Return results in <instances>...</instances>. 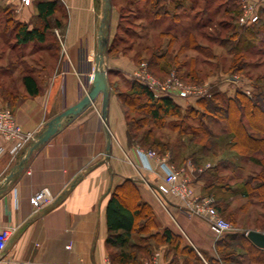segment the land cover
Masks as SVG:
<instances>
[{
	"label": "crops",
	"instance_id": "obj_1",
	"mask_svg": "<svg viewBox=\"0 0 264 264\" xmlns=\"http://www.w3.org/2000/svg\"><path fill=\"white\" fill-rule=\"evenodd\" d=\"M8 3L15 18L32 28L37 17L36 0L29 6H22L20 0ZM98 10L99 0H59L57 12L63 11L65 24L51 26L49 35L53 42L48 36L43 43L15 47H33L36 52L48 53L49 58L31 60L37 67L32 72L17 74L14 66L0 69V84L13 93L6 103L0 96V105H10L23 132L31 133L26 142L6 140L0 134V229L17 228L0 256L2 264H107V204L113 190L129 179L137 188V196L130 200L131 204L127 203L129 207L147 203L155 220L151 231L162 234L169 229L180 239L179 250L172 242L154 244V252L161 253L162 264H185V247L194 250L203 264H222L216 244L237 230L218 236L205 218L186 211L183 200L158 197L151 191L149 185L154 188L163 172L145 168L144 157L128 143L124 111L112 91L106 121L102 118L100 94L94 104L79 114L63 118L58 132L30 154L7 187L2 185L47 123L88 92L85 87L97 53ZM55 47L59 53L56 58L52 56ZM106 67L109 73L113 70L127 79L135 69L133 62L122 56L106 62ZM27 73L38 82L40 91L36 95H30L25 87L23 77ZM174 101L179 106L186 103L182 98ZM194 186L198 193L206 194V183L200 174H196ZM41 190H48L55 199L35 211L30 198Z\"/></svg>",
	"mask_w": 264,
	"mask_h": 264
},
{
	"label": "trees",
	"instance_id": "obj_2",
	"mask_svg": "<svg viewBox=\"0 0 264 264\" xmlns=\"http://www.w3.org/2000/svg\"><path fill=\"white\" fill-rule=\"evenodd\" d=\"M139 1L143 2L144 6L139 9V12L134 13L135 16H140V18L149 21L150 25L147 28L151 26L159 27V37L169 39L167 48L163 49V46L160 45L153 51L148 60L151 69L158 68L163 73L165 70L162 61L167 59L172 41L182 38L181 49L186 47L192 49L201 48L197 44V37L194 31H199L212 25L213 18L208 13L214 8L213 2H218V0H203L202 21L199 20L200 15H195L193 24L183 27L180 33L181 28L179 27L181 26L173 25L161 28V24L164 25L169 17L177 23L180 18L189 16L194 8L193 6H196L197 3L199 4L201 0H191L192 5L189 8L184 5L183 0ZM210 1H212L211 4L209 3ZM219 1H221V4L217 9L215 8L214 13L221 11V14L225 15L226 21L220 24L222 37L219 40V44L224 46L235 39H239L242 34L240 32L241 29L238 27L240 4L238 0ZM58 3L59 0H36L37 17L35 20L40 21L41 24H34L32 28L29 27V23L21 22L9 13L8 21L12 22L13 26L11 30L15 39L12 49L31 42H45L48 39L51 28L50 18L56 15ZM171 3L174 4L173 7L170 6ZM133 4L134 2L131 1L130 5ZM260 14V19L254 23V25H259L251 28L254 36H260L264 32V9L261 10ZM203 19H206L208 22L203 21ZM226 31L228 32L227 36H224ZM256 47L254 44H248L245 49L237 51V47L230 46L229 49L232 52L235 51L230 66L231 70L239 72L245 67L250 66L251 63L247 58L249 55L255 54ZM145 48L144 50H150V46ZM201 50L207 49L201 48ZM257 53L261 54L264 51L259 50ZM177 57L178 55L176 54L171 59L177 60ZM196 62L197 59L195 58H191L189 62H181V65L187 69L184 77L193 81H197L196 79L201 74V69L197 67ZM23 81L30 95L39 93L38 82L32 74H25ZM256 89L257 92L253 93L252 96L247 95L241 90H237L234 96H224V98H221V93H213L210 97L199 99L198 104L204 111L201 112L202 116H204V113L210 115L206 116L210 124L220 129L219 132H216L213 127L207 126L201 121L198 127H191L188 135L190 136V142H196L201 145L204 156L211 153L215 155L222 135H229L230 139L227 145L236 152V155L239 157L238 160L251 161L263 167L258 174L249 175L244 180L243 185L237 188V191L243 197L259 199L264 208V87L257 86ZM12 94L8 88L0 84V96L5 101L9 100L8 102H10ZM123 95L127 102L124 106V111L127 119V138L130 145L138 144L147 147V145L153 146L156 144V133L151 128L144 129L142 132L141 129L149 122L158 128H164L165 118L177 115L181 110L180 106L173 99L169 97H155L148 87L134 79L129 81V91L122 92L121 96ZM130 114L138 115V118L128 121ZM197 115H199V110L191 108L190 115L188 114L186 117L192 121L197 118ZM171 128L182 134L186 132V128H179L178 124H174ZM162 138L160 136L158 139ZM148 141H150V144H148ZM161 143L158 140V144L161 145ZM163 145L167 144L164 143ZM176 145L185 147L184 142H178ZM176 159L177 157H172L171 161L175 163ZM195 162H198V160L196 159ZM220 163L219 166H223L224 168L231 165L235 167V170L240 169L238 165L229 160L228 162L223 160ZM214 169L218 171V165ZM235 170L233 171L236 173ZM200 175L204 179H206V176L214 177L213 174L209 175L207 171H204ZM211 182L206 184L207 190L212 186ZM134 196H137V188L133 184V181L129 179L122 186H118L113 190L107 204L108 236L106 246L110 259L116 264H144L145 260L152 256L154 244L159 242H172V246H175L177 250L181 246L179 237L172 234L169 229L164 230L162 234H154L151 231L155 225L151 208L147 203L141 202L134 208H130L127 203L132 198L135 199ZM215 203L222 215L226 213L227 207L225 208L217 198ZM233 218L237 224L236 217L234 216ZM146 231L149 233L148 239L150 243L148 245H152V247L141 245L132 240L135 234ZM216 247L222 264H264V249L256 246L245 235L244 231L234 232L223 237L217 242ZM183 251L185 252L183 254L185 256V264H203L190 247H185Z\"/></svg>",
	"mask_w": 264,
	"mask_h": 264
},
{
	"label": "rangeland",
	"instance_id": "obj_3",
	"mask_svg": "<svg viewBox=\"0 0 264 264\" xmlns=\"http://www.w3.org/2000/svg\"><path fill=\"white\" fill-rule=\"evenodd\" d=\"M131 1L134 2L133 5H130ZM211 2L212 1L209 3L211 4ZM111 3L112 9L110 15L111 22L109 29V42L105 62L109 63L112 59L121 56L127 57L134 64V71L146 64L148 71L158 80L165 81L169 77H177L185 85L192 86L193 88H199L205 84H210V96L213 93H221V98H224V96H234L237 90H241L243 92L246 91L250 93L249 96H252L253 93L257 92V86L264 87V53H257L259 50L264 51V32L263 34L261 33L260 36L257 34V36H254L251 32V28L257 27L259 24L241 25L238 18V27L241 29L240 32L242 33L240 38L235 39L231 43L224 46L220 45L219 40L222 37V28L220 27V24L225 22L226 19L225 15L221 14V11L214 13V10L221 4V1L218 0V2H213L214 8H212L208 13L211 14L213 18L211 23L212 25L209 24L211 26L205 27L199 31H194L197 37V44H199L201 48H206L207 50H201V48L192 49L187 47L181 49L183 41L182 38L172 41L170 50L168 51L169 55L167 59L162 61L165 70L164 73L159 71L158 68L151 69L148 60L153 51L160 45L163 46V49H166L169 39L166 37H159V27L156 28L151 26L147 28V26L150 25L149 21L140 18V16H135L134 13L139 12V9L144 6V3L141 1L138 2V0H111ZM183 3L188 8L192 5L191 0H183ZM170 6L173 7L174 4L171 3ZM193 7L194 8L192 9V12H190L189 16L180 18L177 23L169 17L164 25L161 24V28L173 25L178 27L181 26L179 27L181 28V33L183 27L189 25L191 26L193 24L195 15H200L199 20L202 21L204 1L201 0L199 4L197 3L196 6ZM102 9L103 4L102 1L99 0L98 22L99 19H101ZM9 13L15 17L16 13L11 8L8 0H0V69H8L14 66V68L17 67L18 69L17 74L21 72L36 71L37 67L31 62V60L36 61L41 57L49 58V54L42 51L36 52L33 47H30L29 49H12L15 39L11 30L13 26L12 22L8 21ZM204 20L205 22H208L206 19H203V21ZM33 24H41V22L34 19ZM62 24H65V15L63 11L57 12L55 16L50 18L51 26H60ZM227 33L228 32L226 31L224 36H227ZM49 40L53 42V37H50V35ZM248 44H254L257 46L254 51L255 54L249 55L247 58V60L251 63L250 66L245 67L239 72L231 70L230 66L232 64L235 51L232 52L229 49L230 46L234 48L237 47V51H239L241 49H245ZM148 46H150V50H144L146 49L145 47ZM52 52V56H55V58L58 57V48L55 47L52 49ZM62 53L65 54L64 46L62 47ZM30 54L32 57H29ZM176 54L178 55L177 60H172ZM23 57L25 58L23 59ZM191 58L197 59L196 65L201 69V74H199V78L196 79L197 81L184 77L187 69L185 66L181 65V62H189ZM112 71L110 70L112 77L110 79L109 91H112V93L118 98V101L124 111V106L127 102L125 101L126 98L124 95L121 96V93L129 91V81H132L134 71L130 74L129 79L122 74H117ZM231 77H235L237 79L231 81ZM92 84L93 81L90 82L89 76L88 87H85L87 91H89ZM1 99L6 103L3 98ZM182 99L186 100L185 105L180 106L181 110L177 115L167 116L165 118L164 128H158L156 125L149 122L144 125L143 129H141L142 132L144 129L151 128L153 132L156 133V144L153 146L147 145V147H143L138 144H134V146L142 148L146 151H154L159 157L168 158L169 161L176 166L191 163L194 168L198 169L199 167L202 168L207 164H210L208 169H211V171L207 172L209 175L213 174L214 177H205V183L208 184L212 181V186L206 190L207 192L204 195H212L215 200L217 198L225 208L227 207V210L225 211L226 213L223 215L233 225L235 231H244V233H246V231L249 230H258L263 232L264 208L260 203V200L257 198L243 197L240 192L237 191V188L243 185L244 180H246L249 175L258 174L263 167H260L251 161L245 162L238 160L239 157L236 155V152L227 145V142H229L230 139L229 135H222L220 145L217 147V153L215 155L211 153L204 156L201 145L196 142H190V136L188 135L189 130L191 127H198L201 121L204 122L205 125L213 127L216 132H219L220 128H216L214 125L210 124L209 119L206 118V116L210 115L204 113V116H202L201 112L204 111L198 104V100L201 98L190 97ZM94 102H92L91 105L94 104ZM5 103H3V105L11 107ZM191 108L199 110V115H197V118L192 121L186 117L188 114L190 115ZM137 116L138 115L130 114L128 121L138 118ZM125 121H127L126 117ZM174 124H178L179 128H186V132L182 134L174 131L171 128ZM160 136L163 138L158 139ZM158 140H160L163 144L166 143L167 145H163L162 143L159 145ZM178 142H184L185 147L176 145ZM148 144H150V141H148ZM172 157H177L175 163L171 161ZM196 159L198 162H195ZM223 160L225 162H228L229 160L230 162L235 163L240 169L235 170V167L231 165L226 168L219 166V164H221L220 162ZM217 165L218 171L214 169ZM233 170H235L236 173ZM234 216L237 219V224L233 220ZM148 235V231L138 233L133 236L132 240L141 245L149 246L148 244L150 243V240L148 239ZM149 247H152V245ZM152 250H154V248H152ZM110 261L112 262L111 259ZM112 264L116 263L112 262Z\"/></svg>",
	"mask_w": 264,
	"mask_h": 264
},
{
	"label": "built area",
	"instance_id": "obj_4",
	"mask_svg": "<svg viewBox=\"0 0 264 264\" xmlns=\"http://www.w3.org/2000/svg\"><path fill=\"white\" fill-rule=\"evenodd\" d=\"M239 2L241 4L240 24L252 25L256 23L260 18V11L264 9V0H239ZM32 3L33 0H20L22 6H29ZM133 79L148 87L155 97H169L175 100L176 98H204L210 96V84L193 88L185 85L177 77H169L165 81L158 80L148 71L146 64L134 71ZM230 79L233 81L237 78L231 77ZM91 81H93V73L90 75ZM0 134L6 140L17 138L21 142H26L31 137V133H24L17 123L12 108L2 105H0ZM16 148L15 146L14 149ZM137 152L147 162L144 165L145 168L160 169L163 172L161 181L154 188L149 185L156 196H172L183 200L186 211L193 216L205 218L212 231L218 236L234 231L233 225L216 207L215 198L210 195H201L195 189L194 180L196 174L203 173L210 167V164L198 169L194 168L191 163L176 166L168 158L159 157L154 151H146L137 147ZM150 161H153L154 164H151ZM54 199V196L48 190H41L31 196L30 203L35 211H39L51 205ZM16 230L17 228L9 226H4L0 229V256L7 248L10 238ZM247 233L248 231H246L245 235ZM0 264H2L1 257ZM107 264H112V262L107 260ZM145 264H162L161 253L159 251L154 252L145 261Z\"/></svg>",
	"mask_w": 264,
	"mask_h": 264
},
{
	"label": "water",
	"instance_id": "obj_5",
	"mask_svg": "<svg viewBox=\"0 0 264 264\" xmlns=\"http://www.w3.org/2000/svg\"><path fill=\"white\" fill-rule=\"evenodd\" d=\"M103 4L100 24L98 28V40H97V53L95 57V66L93 70V84L89 91L82 96L79 102L62 113L58 114L52 118L46 126V129L40 133L38 138L34 140L29 148L27 149L22 160L15 165L11 172L7 175L2 185L7 187L10 182H12L15 176L23 169V164L25 160L30 156V154L41 144L48 141L53 135H55L62 123L63 118L70 117L73 115L79 114L87 106L91 105L97 97L102 94L103 97V113L102 118L106 121L107 106L110 96L109 84H108V69L106 67V53L109 42V29L111 22V9L112 3L111 0H101ZM109 134V130L107 129ZM110 136V134H109ZM107 150H110V143L108 144ZM247 237L258 247L264 249V232L258 230H249Z\"/></svg>",
	"mask_w": 264,
	"mask_h": 264
}]
</instances>
